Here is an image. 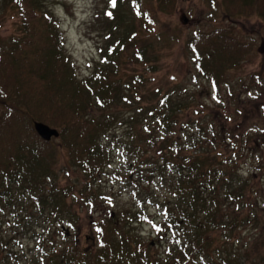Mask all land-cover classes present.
<instances>
[{
	"label": "trees",
	"instance_id": "16d2710c",
	"mask_svg": "<svg viewBox=\"0 0 264 264\" xmlns=\"http://www.w3.org/2000/svg\"><path fill=\"white\" fill-rule=\"evenodd\" d=\"M110 1L111 17L117 8L129 7L145 19L147 28L156 25L170 37L176 36L171 25L161 23L159 17L172 14L180 0H116L115 7ZM215 4L229 17L264 21V0ZM13 7L21 14V27L10 48H0V101L5 106L0 116V264H14L18 257L16 246L9 248L4 238L7 219L11 217L15 227L18 222L14 212L7 213L26 197L47 209L54 222L76 226L79 218L71 208L80 205L87 209L105 197L99 178L113 159L104 137L121 121L116 107L133 106L132 120L140 121L146 115L140 101L130 98L132 84L144 86V77L120 74L125 41L118 39L116 47L108 45L102 53L103 64L79 80L54 13L44 11L42 0H13ZM110 33L113 37L114 32ZM186 47L197 77L215 87L227 82V73L252 49L225 29L195 33ZM145 48L134 54L137 64L149 62ZM253 79L260 95L264 94V75ZM229 92L231 101L235 100L234 92ZM170 93L162 96L155 109H148L155 128L143 139L147 147L136 144L139 139L130 144L136 150L131 164L134 174L142 178L147 173L148 186L157 180L166 195L162 214L152 219L158 235L167 241L165 254L155 253L152 243H145L132 229L149 222L150 211L127 209L101 220L96 250L50 247L43 253L42 263L34 264H252L247 255L245 261L228 260L221 250L238 244L243 227L257 221L252 212L259 202L258 192L264 194V190L255 178L263 176L264 164L253 183L243 179L240 165L247 151L256 147L253 139H264V107L251 118L242 103L233 101L223 110L218 108L223 119L204 120L199 125L201 129L211 126V147L205 146L203 135L184 145L189 138H178L175 131L183 127L179 114L189 109ZM36 121L58 129L60 143H55L58 139L42 140L35 130ZM146 155L147 172H142ZM66 156V170L76 168L85 175L82 187L75 182L58 187L59 160ZM260 222L264 225V218Z\"/></svg>",
	"mask_w": 264,
	"mask_h": 264
},
{
	"label": "rangeland",
	"instance_id": "374dc122",
	"mask_svg": "<svg viewBox=\"0 0 264 264\" xmlns=\"http://www.w3.org/2000/svg\"><path fill=\"white\" fill-rule=\"evenodd\" d=\"M220 1L222 0H180L172 14H161L159 17L161 23L170 24L176 31V36L170 37L156 25L153 29L147 28L145 19L137 16L129 7L117 8L113 14L116 18L113 19L108 15L111 11L110 0H42L44 11L54 13L63 34L66 54L73 61L79 80L88 78L96 65L103 64L102 53L108 45H115L118 39L125 41L126 47L120 58V74L128 78L135 75L144 77V86L132 84L130 98L140 101L146 115L140 121L135 118L132 120L130 115L133 114V106L116 107L115 113H118L121 121L104 137L113 159L99 178L105 197L98 205L87 209L80 205L71 208L72 213L79 218L76 226L71 227L65 221L64 224L54 222L47 209H42L31 198L26 197L20 200L14 210L7 213L9 216L14 212L17 217H14V221H18L15 227L12 218H8L4 230L8 247L16 246L18 252L14 264L42 263L43 253L50 247L62 249L70 245L96 250L101 220L110 213L127 209L143 213L150 211L149 222L138 224L132 229L139 232L145 243H152L155 253L165 254L167 241L158 235L155 228L157 223L153 224L152 219L159 218L162 214L166 195L157 186L160 184L157 180L150 181L152 186H148L147 173L140 178L134 174V167L131 165L136 150L131 149L130 144L139 139L140 143L136 144L147 147V141L143 139L148 138L155 128L148 109H155L162 96L171 92L174 99L182 101V105L186 104L189 109L184 114H179L183 127L175 131L176 136L189 138L184 144L186 145L194 143L198 136L203 135L205 146L211 147L209 142H212L213 134L208 130H211V126L204 129L199 127L204 120L223 119L224 114L220 109L227 108L225 105H230L233 101L243 104L248 118L258 114L264 107V94L260 95L253 79L259 74L264 75V21L229 17L222 8L216 6L215 3ZM21 18V14L13 7V0H0V48H10L19 33ZM216 29L229 31L252 48L244 61L227 73V82L219 87L197 77L192 55L186 47L188 38L193 34L210 33ZM110 32H114L113 37ZM133 33H136L135 38L132 37ZM143 46H146V59L149 58L146 65L137 64L134 57L136 51ZM231 90L235 95V100L232 98V101L229 94ZM4 109L5 106L0 101V116ZM253 140L256 147L247 151L240 165L241 176L251 183L255 174L262 171L260 166L264 164V139L256 136ZM55 143L59 144L60 140ZM148 150L152 152V147H148ZM145 153L147 154V150ZM59 161L58 187L69 186L71 182L82 187L86 182L85 175L76 168L66 170L64 164L69 163L67 156ZM142 164V172H147V155ZM255 179L264 190V173L259 179ZM256 197L259 202L252 214L257 221L251 220L243 227L238 244L221 250L225 251L224 256L228 260L237 257L245 261L244 256L247 255V261L253 259L252 264H264V225L261 226L260 222V217L264 218V194L258 192ZM64 226L68 230H63Z\"/></svg>",
	"mask_w": 264,
	"mask_h": 264
},
{
	"label": "water",
	"instance_id": "95a60500",
	"mask_svg": "<svg viewBox=\"0 0 264 264\" xmlns=\"http://www.w3.org/2000/svg\"><path fill=\"white\" fill-rule=\"evenodd\" d=\"M35 130L39 137L46 142H51L53 139H59L60 137L58 129L42 122H35Z\"/></svg>",
	"mask_w": 264,
	"mask_h": 264
},
{
	"label": "snow or ice",
	"instance_id": "6c2138e0",
	"mask_svg": "<svg viewBox=\"0 0 264 264\" xmlns=\"http://www.w3.org/2000/svg\"><path fill=\"white\" fill-rule=\"evenodd\" d=\"M112 5H113V7H115V5H116V0H112ZM108 15L111 16V13H108Z\"/></svg>",
	"mask_w": 264,
	"mask_h": 264
}]
</instances>
